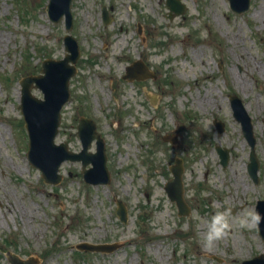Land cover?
Segmentation results:
<instances>
[{
    "label": "rangeland",
    "instance_id": "obj_1",
    "mask_svg": "<svg viewBox=\"0 0 264 264\" xmlns=\"http://www.w3.org/2000/svg\"><path fill=\"white\" fill-rule=\"evenodd\" d=\"M180 1L186 15L171 19L166 0H74L68 33L82 56L57 142L79 152L81 117L95 121L107 141L112 181L85 185L81 164L65 162L63 182L51 187L27 159L20 81L40 74L44 60L64 58L68 33L64 20L48 19V0H0V247L8 239L15 245L7 251L39 256L43 264H241L264 254L258 230L235 223L212 250L202 244L216 211L231 208L238 217L264 200V0H252L242 15L229 0ZM137 59L156 71L157 82L123 80ZM147 93L158 97L157 106ZM34 95L42 97L39 90ZM232 95L244 100L254 122L258 184L248 174L250 147L234 119ZM169 133L181 137L180 145L162 140ZM218 145L231 153L227 168ZM175 158L185 160L188 218L165 193ZM120 201L128 208L126 224L116 215ZM88 242L121 247L75 252ZM4 248L0 264H9Z\"/></svg>",
    "mask_w": 264,
    "mask_h": 264
},
{
    "label": "water",
    "instance_id": "obj_2",
    "mask_svg": "<svg viewBox=\"0 0 264 264\" xmlns=\"http://www.w3.org/2000/svg\"><path fill=\"white\" fill-rule=\"evenodd\" d=\"M73 0H52L48 6V13L52 19L55 21L61 19L62 14L66 15L68 18L67 29L71 28V4ZM232 8L234 11L239 13H245L250 7L251 0H231ZM169 8L177 13L178 15L184 13L185 7L180 4L177 0H168ZM67 52H71L64 60L53 61L47 60L44 62L43 74L46 76L27 78L23 83V112L25 116V121L27 123L28 132H30V148H29V160L32 165L42 171L48 183L58 184L62 181V176L58 175L61 163L68 158H70L69 152L67 151L68 145L62 144V146H57L54 142L56 135L58 134V127L60 126V111L61 107L69 101V82L70 79L75 75V66H71L70 62L76 64L80 58V51H78V46L76 41L68 36L66 39ZM141 66L137 65L142 74H138L139 79H148L149 77L156 78L147 71L143 63ZM135 68V67H134ZM132 68L131 70H133ZM36 84V88H40L46 97L43 101L39 98H34L31 94L33 84ZM232 108L235 112L236 120L243 125V133L245 134L249 144L252 147L251 161L250 165L252 173L257 171L258 162L257 155H255L256 139L253 133V124L251 118L249 117L247 111L245 110L242 100L237 97H232ZM89 122V121H88ZM88 124V126H86ZM93 123L82 122L81 137L85 143L84 154L78 157V159H83L85 164H88L87 151L90 143L92 142L93 135L95 132ZM222 130H220L221 132ZM166 141L171 140V136H166L164 138ZM174 140V139H173ZM103 144L101 143V146ZM223 159V165L226 166L229 157L227 152H223L221 148L218 149ZM103 169L106 170V162L103 160ZM175 179L172 180L166 187L167 192L170 195L172 201L177 202L180 209V214L187 216L190 212L189 207L184 203V192H183V181L182 175L184 173L183 161L177 160L176 165L171 169ZM98 176L102 177L103 173L97 171ZM91 172L85 173L86 180L90 183L98 179L95 174L90 175ZM95 183V182H94ZM264 205V203H260ZM260 234L264 238V223L260 224ZM82 250H92V251H111L114 246H90L81 245L78 247ZM11 261L13 264H39L38 259H30L28 261L21 260L18 256L11 254ZM260 261L257 259L254 262H249L246 264H255V262Z\"/></svg>",
    "mask_w": 264,
    "mask_h": 264
},
{
    "label": "clouds",
    "instance_id": "obj_3",
    "mask_svg": "<svg viewBox=\"0 0 264 264\" xmlns=\"http://www.w3.org/2000/svg\"><path fill=\"white\" fill-rule=\"evenodd\" d=\"M234 223L241 230H258L260 224L264 223V215L248 209L242 210L238 217L233 216L231 208L216 211L206 222L207 230L203 235V247L206 250L215 248L219 242L229 237L233 231Z\"/></svg>",
    "mask_w": 264,
    "mask_h": 264
}]
</instances>
